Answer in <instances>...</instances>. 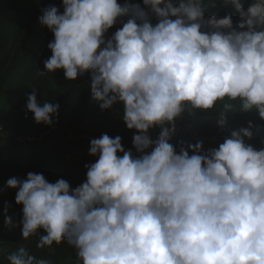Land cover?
I'll list each match as a JSON object with an SVG mask.
<instances>
[{"label":"clouds","instance_id":"clouds-1","mask_svg":"<svg viewBox=\"0 0 264 264\" xmlns=\"http://www.w3.org/2000/svg\"><path fill=\"white\" fill-rule=\"evenodd\" d=\"M62 2V14L51 6L40 18L54 35L41 74L62 69L76 81L90 73L102 110L122 103L126 127L139 132L133 144L140 155L126 151L120 136L103 134L90 141L89 155L98 159L85 165L86 181L74 189L39 173L10 178L7 186L23 206V238L42 229L37 247L67 241L78 264H264V148L245 143L251 122L206 154L201 142L189 145L191 156L169 143L186 108L210 110L225 98L264 120V0L247 8L224 0L239 15L235 26L231 14L206 19L202 0H143L155 25L140 5ZM124 16L130 18L106 41ZM37 96L33 88L27 110L36 123L52 125L59 104ZM222 108L221 127L236 111L232 103ZM157 126L153 141L148 131ZM7 258L49 264L23 247Z\"/></svg>","mask_w":264,"mask_h":264},{"label":"trees","instance_id":"trees-1","mask_svg":"<svg viewBox=\"0 0 264 264\" xmlns=\"http://www.w3.org/2000/svg\"><path fill=\"white\" fill-rule=\"evenodd\" d=\"M117 2L140 5L149 12L143 0ZM221 2L224 0H202L205 18L212 15L222 18L231 14L234 22L238 18L236 11H229L230 4L225 5L227 8L224 10ZM250 2L241 0L244 6ZM173 3L178 5L179 0H173ZM51 6H56L61 14L64 11L62 0H0V264H10L8 255L21 247L49 264H78L77 250L67 241L54 243L51 247H37L42 229L28 239L23 238V206L15 202L17 189L7 186L10 178L26 179L29 172L39 173L50 183L64 179L74 189L86 181L85 165L98 159L89 155L90 141L103 134L112 138L120 136L126 151L130 150L134 156L140 155L133 144L134 135L139 132L126 127L122 119V103L102 110L91 94L90 73L78 76L76 81L67 80L62 69L41 74L43 61L52 55L48 44L54 40V35L40 23V18ZM129 18H118L104 34V39H110ZM149 18L153 25L158 22L150 12ZM33 88H36L37 99L41 103L59 104L58 117H52V125L36 123L33 113L27 110L28 96ZM227 103H232L236 111L227 114V123L223 127L216 123L219 113L215 114L213 110L186 108L175 118V133L169 143L176 153L179 154L183 148L191 156L193 152L189 145L201 142V154H206L224 142V134L230 138L231 132L237 128H248L249 125L244 123L254 117L259 122L263 121L255 110L240 111L238 100H227ZM263 124L252 126L251 138L244 137V141H249L250 145L258 143L262 148L259 128ZM219 128L224 130L217 134ZM160 131L157 126L149 129L148 135L154 141ZM151 150L149 148L146 152ZM6 204L9 206L10 225L5 223Z\"/></svg>","mask_w":264,"mask_h":264},{"label":"rangeland","instance_id":"rangeland-1","mask_svg":"<svg viewBox=\"0 0 264 264\" xmlns=\"http://www.w3.org/2000/svg\"><path fill=\"white\" fill-rule=\"evenodd\" d=\"M222 1V0H221ZM222 3V5H221V7L225 10L226 8H227V6H225L226 4H225V2H221ZM247 6H248V4L247 5H245L244 7L245 8H247ZM229 11H235V8L233 7V6H231L230 5V8H229ZM235 15H237V19L233 22V25L235 26L236 24H237V22L239 21V15H238V13L237 12H235ZM228 100V99H227ZM227 100L226 101H217V103H216V105L214 106V108L213 109H210V110H213L214 112H215V114H217V113H220L222 110H223V108H222V106H223V104L224 103H227ZM250 113L248 114V117H250ZM181 117H184L183 115H181ZM187 120V119H186ZM249 122H251V124H252V126H255L256 124H258V123H260V124H262V123H264V120L263 121H261V122H259L258 120H257V118H252L251 120H249V121H247V122H245L244 123V125L245 126H248L249 125ZM245 128V127H244ZM222 129L223 128H219V129H217V134L218 133H220V132H222ZM240 128H237L236 130H239ZM224 130V129H223ZM250 131L252 132V129L250 128ZM259 131H260V139H259V141H261V146H262V148H263V145L264 144H262V141H264V124H263V126H261L260 128H259ZM252 134H253V132H252ZM228 136L226 135V134H224V138H227ZM246 144H249V141H246L245 142ZM250 145V144H249ZM251 146H253L255 149H257V150H259V149H262L261 147H260V144H258V143H254V144H251Z\"/></svg>","mask_w":264,"mask_h":264}]
</instances>
